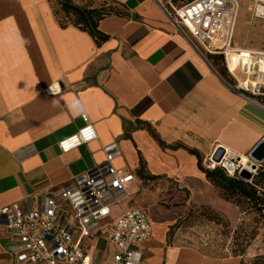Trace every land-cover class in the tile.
Segmentation results:
<instances>
[{
    "label": "crops",
    "instance_id": "obj_1",
    "mask_svg": "<svg viewBox=\"0 0 264 264\" xmlns=\"http://www.w3.org/2000/svg\"><path fill=\"white\" fill-rule=\"evenodd\" d=\"M114 1L127 15L102 19L109 37L98 44L62 25L49 0H0V264H30L11 250L3 209L35 207L47 193L76 187L111 145L114 166L135 176L114 195L112 214L147 211L154 228L143 245L147 264H241L243 256L204 255L172 227L198 209L235 217L237 207L207 179L206 162L219 148L249 156L264 139V109L177 21L173 8L192 0ZM237 1L233 45L264 50L257 0ZM82 112L98 138L63 153L59 143L84 126ZM82 244L104 260L115 250L95 234Z\"/></svg>",
    "mask_w": 264,
    "mask_h": 264
},
{
    "label": "built area",
    "instance_id": "obj_2",
    "mask_svg": "<svg viewBox=\"0 0 264 264\" xmlns=\"http://www.w3.org/2000/svg\"><path fill=\"white\" fill-rule=\"evenodd\" d=\"M175 17L209 53L221 54L233 87L264 109V50L239 49L233 37L239 12L237 0H193L175 9ZM254 15L264 19V1L257 0ZM51 92H57L53 87ZM84 126L63 139L59 148L68 153L98 138L87 113L82 112ZM225 150L220 162L211 155L208 169L222 167L232 177L240 176V159ZM116 145L107 148L106 160L79 177L76 187L67 186L47 193L41 204L3 209L12 233L11 250L18 260L30 264H147L143 245L154 236V228L144 208L132 207L118 216L112 206L120 200L114 195L124 192L134 174L113 164ZM257 169L250 171L253 175ZM38 198V197H37ZM95 234L112 243L115 250L107 259L94 245L82 243Z\"/></svg>",
    "mask_w": 264,
    "mask_h": 264
},
{
    "label": "trees",
    "instance_id": "obj_3",
    "mask_svg": "<svg viewBox=\"0 0 264 264\" xmlns=\"http://www.w3.org/2000/svg\"><path fill=\"white\" fill-rule=\"evenodd\" d=\"M49 1L53 5L56 15L61 19L62 25L71 23L89 32L98 44L107 40L109 37L100 31L99 22L108 16L127 15L122 7L114 0H103L100 6L80 5L73 0H55L59 9L55 8L53 0ZM60 12L64 13L65 18L60 16ZM210 54L215 55L214 53ZM216 55L221 58L223 63V65H220L221 70L230 76L224 62V57L221 54L216 53ZM199 164L202 167V160L200 158ZM205 172L207 179L215 186L223 199L237 205L244 213L257 214L264 221V162L259 165L251 180H246L240 176L232 177L220 166H216L213 169H205ZM210 211L208 209L195 210L184 219L175 223L172 229L184 227L186 221L191 219L195 214Z\"/></svg>",
    "mask_w": 264,
    "mask_h": 264
},
{
    "label": "rangeland",
    "instance_id": "obj_4",
    "mask_svg": "<svg viewBox=\"0 0 264 264\" xmlns=\"http://www.w3.org/2000/svg\"><path fill=\"white\" fill-rule=\"evenodd\" d=\"M73 1L87 6H100L103 2V0ZM53 2L55 8L59 9L56 1ZM59 14L65 18L64 13ZM232 205L237 207V214L232 220H227L215 211L198 213L188 219L180 231L184 237V244L199 249L207 256L243 255L242 264H264V221L257 214L244 213L240 207ZM104 244L101 243V248H105Z\"/></svg>",
    "mask_w": 264,
    "mask_h": 264
},
{
    "label": "water",
    "instance_id": "obj_5",
    "mask_svg": "<svg viewBox=\"0 0 264 264\" xmlns=\"http://www.w3.org/2000/svg\"><path fill=\"white\" fill-rule=\"evenodd\" d=\"M225 154V150L223 148L217 149V151L213 155V159L216 162H220ZM249 157L253 160V169H258L259 165L264 162V139H262L250 152ZM253 174L250 171L243 169L240 172V177L246 180H251L253 178Z\"/></svg>",
    "mask_w": 264,
    "mask_h": 264
},
{
    "label": "bare ground",
    "instance_id": "obj_6",
    "mask_svg": "<svg viewBox=\"0 0 264 264\" xmlns=\"http://www.w3.org/2000/svg\"><path fill=\"white\" fill-rule=\"evenodd\" d=\"M233 157L237 158L238 156L235 153H232ZM240 159L239 163L243 167V169L247 171H252V165H253V160L249 156H239Z\"/></svg>",
    "mask_w": 264,
    "mask_h": 264
}]
</instances>
